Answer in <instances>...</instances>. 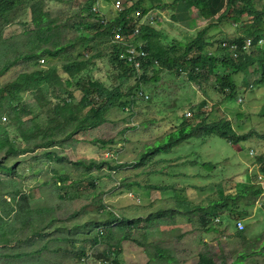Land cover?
<instances>
[{
	"label": "rangeland",
	"instance_id": "1",
	"mask_svg": "<svg viewBox=\"0 0 264 264\" xmlns=\"http://www.w3.org/2000/svg\"><path fill=\"white\" fill-rule=\"evenodd\" d=\"M85 1L70 0L67 4H59L46 0L44 3H48L46 10L52 17L61 16L62 22L67 21L71 25L81 20L77 13ZM115 1L96 0L92 8L99 10L107 21L116 16ZM119 1L122 8H126L137 0ZM174 1L144 0L142 5L146 13L154 16L155 21L147 25L159 33L156 36L163 44L191 41L199 30L212 22L217 26L207 31L209 42L214 44L212 52L219 46L218 41H229L241 35L239 25H231L227 20L215 23L218 15L212 20L206 16L202 18L194 8L188 10L187 17L180 15L179 4ZM260 1L264 3V0ZM253 2L256 9L263 7L259 0ZM73 13L75 16L71 17ZM242 19L243 23L251 21L246 15ZM138 23L144 25L145 20L140 18ZM10 26L4 28L3 39L21 35L23 29L18 23ZM80 29L77 32L68 29L64 35L67 39L76 35L90 36L92 40H82L69 49L72 57L83 50L90 56L106 45L103 36L93 37L92 32L86 31L87 34ZM65 59L50 60L41 56L39 67L56 68L61 72L59 68ZM154 64L158 65L157 62ZM110 68L107 59L103 58L95 61L94 66L81 77L110 86L107 79L111 75ZM28 70H35V67L16 65L0 78V86ZM153 70L159 71L157 83L144 86L140 92L135 90L131 97L124 98L122 101L128 102L127 107L109 111L103 125L78 131L59 148L50 150L62 156L64 162H47L42 154L44 149H36L30 141L26 147L32 148L33 152L7 157L0 151V160L5 159L4 163L15 166L14 174L5 175L0 171V178L3 181L8 178L16 180L22 193L30 194L29 223L26 226L18 224L22 227L19 238L24 240L28 237V240L16 244L15 248L21 252L30 251L32 255L27 260L23 258L21 264H103L100 257L107 251V246L100 242L93 245L92 239L100 235L102 228H107V221H112L113 227L124 219L135 223L131 226V239L122 243L117 259L109 256L107 264H167L153 256L155 247L174 253L177 264H264V203L261 204L264 199L256 202L251 209L252 215L241 221L244 239L235 233L236 219H228L227 215L222 216L221 226L212 224L217 229L215 232L208 233L199 229L198 216L194 213L182 215L171 212L161 218L160 223H154V218L146 223L158 211L177 210L176 204L186 199L206 205L214 187L223 188L227 193L237 187H246L249 181L264 175L258 163L264 164V140L258 139V135H264V77L261 71H256L254 66L249 68L251 72L244 70L234 75L236 89L228 98L212 87L215 76L207 77V82L200 79L195 83L189 81L186 71L177 67H153ZM216 72L233 73V68L222 67ZM130 86L131 81L125 89ZM74 89V85L69 88L74 97L67 114L77 113L83 117L85 111L76 108L81 94ZM201 102H205V107L198 111ZM18 104L27 106L31 115L16 112L14 108ZM33 113L40 114V120L47 127L53 107L42 109L31 95L24 94L19 102L15 101L0 116L3 122L13 121V125L22 130ZM17 116L21 118L20 124L14 121ZM202 117L209 121L228 119L237 134L252 133V137L237 145L210 136L204 140L190 138L171 148L167 146L170 141L168 134L176 133L181 126L196 124ZM239 125L243 128L239 129ZM65 134H61L59 140ZM91 160L103 162V165L87 172L71 164ZM109 166L119 167L110 170ZM53 171L67 175L69 180L58 183L52 177ZM32 227L42 230L44 235H31L29 229ZM137 241L148 244L151 256L138 247ZM81 247L86 249L87 259L80 255ZM41 249H44L41 254L35 253ZM200 254L206 256L204 262Z\"/></svg>",
	"mask_w": 264,
	"mask_h": 264
},
{
	"label": "trees",
	"instance_id": "2",
	"mask_svg": "<svg viewBox=\"0 0 264 264\" xmlns=\"http://www.w3.org/2000/svg\"><path fill=\"white\" fill-rule=\"evenodd\" d=\"M44 1L46 0H0V78L19 64L35 67V70L23 71L13 80L0 86V114L6 108H11L15 101L19 102L24 94L31 95L42 106V109L46 106L53 107V114L49 116L48 121L50 125L47 127L43 125L40 120L41 115L38 113H33L26 120V128L22 130L15 124L13 125V121L3 122L0 116V151H3L7 157L33 152L32 148L26 147L27 142L30 141L33 142L31 144L36 149H44L42 154L47 162H64L65 159L62 156H58L55 151L50 150L59 148L62 143L72 139L78 131L103 125L109 111L127 107L128 102L122 101L124 98L131 97L135 90L140 92L144 86L156 84L159 71L153 70V67H177L180 71H186L189 81L195 83L200 79L207 82V77L215 76L212 87L219 90L223 97L228 98L232 97L236 89L232 78L234 75L255 66L256 71H261V76L264 77V3L260 0L259 5L263 6L260 9L255 8L253 0L174 1L185 13L191 8H195L202 18L206 16L212 20L218 15L215 23L227 20L231 25L240 26L241 35L229 39V41L226 39L218 41L220 44L218 47H214V52L210 51L214 44L209 42L207 36L209 29L217 27L213 22L199 30L191 41L178 42L175 40L178 42L176 45H170L171 43L168 42L167 45L163 44L156 36L159 33L152 31L147 24H138L134 18L136 11H140L142 15L146 13L142 7L144 0H137L123 10H115L116 16L107 21L99 10L92 8L96 0H86L81 4L80 11L77 13V16H81V20L71 25L67 21L62 22L61 16L52 17L51 13L46 10L48 3H44ZM49 1L59 4L70 2V0ZM105 1L109 3V0ZM128 2L130 1L128 0ZM245 15L251 19L249 23H243L242 17ZM74 16L73 13L71 17ZM13 23H18L22 27L21 35L3 39L4 28ZM79 28L85 32H92L91 36L93 37L103 36L106 39V45L90 56L84 54L83 50L72 57L69 49L74 48L82 40H92L90 36L76 35L73 39H67L64 35L68 29L77 32L76 30ZM116 34H121L124 39L127 38L126 44L114 40ZM248 42L251 44L249 43L250 45L246 47ZM132 49L135 51L130 54L129 51ZM139 52H143L144 56L137 59ZM41 56L50 60L66 57V61L62 62L59 68L61 72L56 68L42 69L39 67ZM103 58L107 59L111 67V75H108L107 78L111 82L110 86H106L99 80L81 77L82 73L94 66L95 61ZM134 61L140 63L139 69L135 68ZM154 62H157L159 66H156ZM222 67L233 68V73L220 72L218 74L216 71ZM130 81L132 86L125 89ZM73 85L75 86L74 90H78L81 94L76 108L79 111H85L83 117H79L77 113L67 114L71 107V98L74 97V92L69 91ZM42 100L44 103H41ZM203 107H205V102H201L197 110L200 111ZM14 110L31 115L30 109L23 104H18ZM186 114L191 113L187 112ZM56 117L59 118L58 121ZM186 118L188 117L186 116ZM14 121L20 124L21 118L17 116ZM241 128H243L242 125H239V129ZM63 133L66 134L59 140ZM168 136L170 141L167 146L171 148L190 138L204 140L210 136H217L230 145H237L249 140L252 133L237 134L232 121L228 119L209 121L202 117L196 124L181 126L176 133L173 131ZM258 139L264 140V135H258ZM22 145L25 147L21 148ZM4 161L5 159L0 160V171L5 175L14 174V164L8 165ZM258 163L259 170L264 173V164L260 161ZM71 164L90 172L99 169L103 162L91 160L88 163L75 161ZM117 167L109 166V169L113 170ZM52 177L57 179L58 183L69 180L67 175H60L56 171H53ZM0 185L2 186L0 188V264H21L20 261L23 258L27 260L32 255L30 251L21 252L15 248L16 244L28 240V237L24 240L19 238L22 227H19L18 224L26 226L29 223V216H31L30 194L22 193L16 180L12 178H8L6 181L0 178ZM156 188L158 190L159 187ZM237 188L225 193L223 188L216 189L214 187L211 189L209 202L206 205L193 203L186 199L176 204L177 210L158 211L149 217L146 223H150L153 218L154 223H160V219L171 212L182 215L194 213L198 216L199 229L206 233L215 232L217 229L214 226L222 225V216L224 215H227L228 219H236L237 222L250 217L252 207L263 192L261 186L257 184V177L255 180L249 181V185L246 187ZM51 223H54V220ZM106 223L107 228H102L100 235L92 239L93 245L100 242L107 246L105 252L107 254L103 253L100 257L104 260L103 264H107L109 256L118 258L121 254L122 243L130 241L131 226L135 225L129 219H124L113 227H111L112 221ZM29 232L34 236L44 235L42 230L33 227L29 229ZM236 234L241 239L245 238L242 231H236ZM137 244L139 248L148 253V244L140 242ZM43 250L35 253L41 254ZM79 250L80 255L87 259L86 249L81 247ZM154 250L153 256L157 260L166 261L167 264L178 263L176 255L168 249L155 247ZM148 256L151 254L148 253ZM200 259L204 262L207 258L204 254H200Z\"/></svg>",
	"mask_w": 264,
	"mask_h": 264
},
{
	"label": "clouds",
	"instance_id": "3",
	"mask_svg": "<svg viewBox=\"0 0 264 264\" xmlns=\"http://www.w3.org/2000/svg\"><path fill=\"white\" fill-rule=\"evenodd\" d=\"M116 2V1H115ZM115 2H114V4H115ZM122 5V4H121ZM122 7V6H121ZM192 9V8H191ZM195 9V8H194ZM114 10H116V9H114ZM120 10H123V8H121ZM135 13H139V15L138 16H136L135 14H134V18L137 20V23H138V21H139V19L141 18H143L144 20H145V23H144V25H146L147 23H152V22H154L155 21V19H154V16L152 15V13H150V12H148V13H146V14H144V15H142V13L140 12V11H136ZM180 15H184L185 17H187L188 16V12L187 13H185V12H183L182 10H181V14ZM200 15V14H199ZM138 18V19H137ZM181 20V19H180ZM182 22H184V21H182ZM138 24H140V23H138ZM140 25H143V23H141ZM135 33V32H134ZM126 39L127 38H125L124 40H125V42H126ZM124 44V43H123ZM126 44V43H125ZM134 50V49H133ZM135 51V50H134ZM141 53H143V52H139L138 54H137V59H140L141 57H143L144 56V53H143V56H141L140 54ZM132 59V58H131ZM135 62H138V61H134V66H135ZM139 63V62H138ZM139 66H140V63H139ZM136 67L135 66V68L136 69H139L140 67ZM142 90V89H141ZM140 90V91H141ZM240 100H238V102H239ZM188 117H191V114H188ZM251 152V154L250 155H252L253 153H252V151H250ZM264 175L262 176V177H257V184L258 185H260L261 186V188H262V194H261V196L258 198V200L256 201V202H258V201H260L261 202V200H263L264 199ZM262 203H264V202H261V204ZM260 204V205H261ZM241 222V221H240ZM236 230V229H235ZM238 230V229H237ZM239 231V230H238Z\"/></svg>",
	"mask_w": 264,
	"mask_h": 264
},
{
	"label": "built area",
	"instance_id": "4",
	"mask_svg": "<svg viewBox=\"0 0 264 264\" xmlns=\"http://www.w3.org/2000/svg\"><path fill=\"white\" fill-rule=\"evenodd\" d=\"M121 6H122V5H121V2H120L119 0H117V1L115 2V5H114L115 9H116V10H120V9L122 8ZM135 15L138 16L139 13H135ZM135 33H136V32H135ZM114 40H116L117 42H120V43H124V44H125V40H124V38L121 36V34H116ZM249 43H250V42H248V43L246 44V47H248V46L251 44V43H250V44H249ZM129 53H130V54H133V53H134V50H133V49L130 50ZM140 55L143 56V53H141ZM135 66L138 67V66H139V63H138V62H135ZM236 226H237V229H238L239 231H242V230H243V227H242V224H241L240 221H238V222L236 223Z\"/></svg>",
	"mask_w": 264,
	"mask_h": 264
},
{
	"label": "crops",
	"instance_id": "5",
	"mask_svg": "<svg viewBox=\"0 0 264 264\" xmlns=\"http://www.w3.org/2000/svg\"><path fill=\"white\" fill-rule=\"evenodd\" d=\"M234 227H235V229H236V230H235V233H236V231H238V230H237L236 226H234ZM236 235L238 236V234H236Z\"/></svg>",
	"mask_w": 264,
	"mask_h": 264
},
{
	"label": "bare ground",
	"instance_id": "6",
	"mask_svg": "<svg viewBox=\"0 0 264 264\" xmlns=\"http://www.w3.org/2000/svg\"><path fill=\"white\" fill-rule=\"evenodd\" d=\"M261 38H262V37H261ZM253 43H254V42H253ZM252 46H253V45H252ZM260 46H261V45H260ZM263 47H264V45H263ZM263 47H262V48H263ZM259 49H260V48H259ZM129 64H130V63H129Z\"/></svg>",
	"mask_w": 264,
	"mask_h": 264
}]
</instances>
